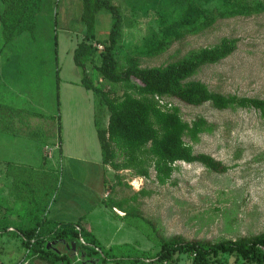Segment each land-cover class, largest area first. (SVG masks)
I'll return each mask as SVG.
<instances>
[{
    "label": "rangeland",
    "instance_id": "obj_1",
    "mask_svg": "<svg viewBox=\"0 0 264 264\" xmlns=\"http://www.w3.org/2000/svg\"><path fill=\"white\" fill-rule=\"evenodd\" d=\"M107 1L118 8L121 17L115 49L119 72L134 57L143 68L161 66L191 51L215 46L226 37L237 41L236 50L218 64L201 67L190 80L204 83L214 93L264 100V12L252 17L220 20L203 33L187 35L173 42L167 50L155 53L150 48L162 36V23L177 19L185 2ZM261 1L264 4V0ZM45 2L32 39L25 34L12 44L4 45L0 26V81L7 82L0 90V104L4 109L0 114V133L6 137H24L41 145L44 154L34 163L35 168L40 166L38 169L47 173L48 185H54L55 192L47 206L45 203V208L41 207L35 217H31L22 207L26 187L16 183L14 173L9 174L5 161L0 159L1 221L14 228L19 224L29 225L44 216L52 220L59 216L72 220L86 214V222L94 228L100 247L105 251L111 247L109 254L116 257L136 255L149 248L153 255L159 247L152 245L145 230L138 229L136 225L143 226L139 220L132 219L134 225H130L131 220L120 219L123 212L106 206L110 199L127 200L155 226L157 234L166 239L181 236L187 241L214 243L263 232L264 114L254 109L217 110L210 103L190 106L176 99H164L163 103L178 108L183 121L190 123L203 117L213 125V132L201 134L197 141L183 140L194 153L207 154L222 162L227 171L214 173L199 163H176L172 178L165 185L156 182L152 168L147 179L127 170L115 172L109 168L104 171L93 120L95 117L105 126L108 112L94 110L92 93L72 83L82 76L81 69L72 60L73 49L85 34L84 24L76 18L79 6L75 0ZM111 23L106 9L96 14L94 45H101L108 37ZM78 27L82 28L81 32ZM99 64L100 57L96 54L95 65ZM101 85L112 86L120 93L116 85L105 81ZM32 113L45 117H33ZM58 115L61 141L57 138L55 117ZM43 130L48 137L45 140L41 138ZM8 163L26 167L19 161ZM34 172L35 178L31 180L20 174L19 178L29 181L33 191L39 194L40 183L35 181H44L47 177L37 175L40 171ZM136 192H139L136 200H130ZM52 207L59 209L60 214L54 215ZM55 247L62 249L59 245ZM25 253L19 238L0 233V264H49L35 256L28 259ZM69 255L75 257L76 251ZM191 263L187 254L177 252L168 262L157 264ZM72 264L80 262L75 260ZM210 264L248 263L233 255L220 254L212 258Z\"/></svg>",
    "mask_w": 264,
    "mask_h": 264
},
{
    "label": "trees",
    "instance_id": "obj_2",
    "mask_svg": "<svg viewBox=\"0 0 264 264\" xmlns=\"http://www.w3.org/2000/svg\"><path fill=\"white\" fill-rule=\"evenodd\" d=\"M45 1L0 0V26L4 45L12 44L25 34L30 39L33 38ZM182 1L185 6L180 16L172 21H162V36L151 44V52L167 50L173 42L187 35L201 34L220 20L252 17L264 12L261 0ZM81 4L80 20L85 26V34L74 48L72 60L74 65L81 69L79 85L92 93L96 109L102 108L108 112L105 126L100 125L97 119L94 120L102 164L115 172L127 170L134 176L145 179L149 177V169L152 168L159 185H165L171 180L176 163H199L208 171L226 172L228 168L222 162L207 154L194 153L192 147L183 140L187 138L195 142L201 134L212 133L213 125L203 117H197L187 123L182 120L177 107L169 106L162 100L176 99L190 106L210 103L217 110L254 109L263 115L262 99L214 93L204 83L190 80L201 67L218 64L229 57L236 50L237 41L224 37L215 46L200 48L174 62L149 68L141 67L138 58L134 57L128 61L126 68L119 72L115 59L116 42L121 27L118 8L107 0H81ZM102 9L109 12L112 23L108 37L101 44L102 51L99 52L93 43V34L95 16ZM56 44L55 41L54 45ZM96 54L100 57L99 65H95ZM103 81L116 85L120 93L112 89V86H102ZM56 100L59 110L58 86ZM2 111L3 105L0 104V114ZM32 115L45 117L40 113ZM55 118L57 138L61 141L60 117L58 115ZM42 137L43 140L48 138L44 130ZM5 163L6 171L9 174L14 173L18 180L16 183L26 187L27 193L22 199V207L28 210L31 217H35V212L43 208L45 203L48 204L55 192V186L48 185L47 173L39 170L37 175L43 174L47 178L43 179L44 181L38 179V182L36 179L35 182L40 183L37 194L30 187L29 181L19 178V174L28 176L29 180L35 178L33 175H36L34 171L37 168L28 171L15 164ZM116 179L121 184L119 175H116ZM138 194L139 192H136L130 200L135 201ZM106 206L123 212L121 220H139L143 226H136L146 231L147 238L153 245H158V251L153 255L150 251L120 257L109 254L111 247L107 251L100 247L98 240L83 224L84 216L75 222L48 221L43 217L42 221L39 218L27 224L28 226L19 224L14 228L0 219V233L19 238L26 250V258L35 256L49 264H72L75 260H80L82 264H157L168 262L177 252L187 254L192 259L191 264H210L211 259L220 254L236 256L248 264H264V231L236 240L214 243L187 241L181 236L166 239L159 236L155 226L144 219L127 200L110 199ZM131 222L129 224L134 225ZM79 238L85 245L79 242ZM53 240L74 243L75 257L69 255L71 249L62 247L61 250L56 248L57 251L47 247ZM146 259H150L148 263L145 262Z\"/></svg>",
    "mask_w": 264,
    "mask_h": 264
},
{
    "label": "crops",
    "instance_id": "obj_3",
    "mask_svg": "<svg viewBox=\"0 0 264 264\" xmlns=\"http://www.w3.org/2000/svg\"><path fill=\"white\" fill-rule=\"evenodd\" d=\"M76 2V5L79 6L78 8V12H77V16L76 18H79L80 19V15H81V11H82V4H81V0H80V3H79V0H75ZM75 14V13H74ZM79 14V15H78ZM81 21V20H80ZM79 28V32L82 31V28L81 27H78ZM85 28V27H84ZM85 33V32H84ZM78 35V34H76ZM80 35V34H79ZM82 36V35H80ZM78 37V36H77ZM74 50V49H73ZM79 81H75V82H72L73 85H76V86H80L79 85ZM6 83L7 82H4L3 80L0 81V90L5 86L6 87ZM81 87V86H80ZM84 89V88H83ZM0 95H2V93H0ZM2 100L0 99V102ZM23 106V105H22ZM95 102H94V110H95ZM99 110H103L102 108H100ZM30 111V110H28ZM41 114V113H40ZM96 118L94 117V120ZM94 120H93V124H94ZM100 123V122H99ZM101 125V123H100ZM103 126V125H102ZM94 129H95V126H94ZM95 133H96V129H95ZM97 137V136H96ZM98 140V139H97ZM100 148V147H99ZM61 150H62V144H61ZM44 154V152H42V149H41V145L39 143H36V142H33V141H30V140H26L24 137L21 138V137H17V136H9V137H6L5 135L1 134L0 133V159L1 160H4L5 162H14V161H19V163H22V164H26V167L24 168L25 170H28V171H31V168H35V162L37 159L40 158V155ZM101 155V154H100ZM100 165L101 167H103V170L106 171V170H110L108 166H104L102 164V160L100 161ZM40 167V166H39ZM2 168V167H1ZM39 170H43V169H38L36 171H39ZM104 178V176H103ZM49 203V202H48ZM47 206V204L45 205V207ZM44 207V208H45ZM52 213H54V215H59L60 214V210L59 209H54L52 207ZM84 216V220H83V224L85 225V227L94 235V237L96 238V234L94 232V228L92 226L89 225L88 222H86V214L84 215H81L79 214L78 215V218H74L72 220H64L61 216H59V219L57 220H52L50 218H46V220L48 221H59V222H75L77 221L80 217ZM97 239V238H96ZM110 244H106V246L108 247ZM153 245V244H152ZM149 249H147V251H149ZM78 262L81 263L80 260H77ZM147 261V259L145 260Z\"/></svg>",
    "mask_w": 264,
    "mask_h": 264
},
{
    "label": "water",
    "instance_id": "obj_4",
    "mask_svg": "<svg viewBox=\"0 0 264 264\" xmlns=\"http://www.w3.org/2000/svg\"><path fill=\"white\" fill-rule=\"evenodd\" d=\"M58 245L61 248L64 247L66 249H71L72 251H75V244L74 243L67 244L65 240H53L47 244V247H52L54 250H57L55 246H58Z\"/></svg>",
    "mask_w": 264,
    "mask_h": 264
},
{
    "label": "built area",
    "instance_id": "obj_5",
    "mask_svg": "<svg viewBox=\"0 0 264 264\" xmlns=\"http://www.w3.org/2000/svg\"><path fill=\"white\" fill-rule=\"evenodd\" d=\"M95 47H96L98 50H101V49H102V46H101V45H95ZM79 240H80L81 244H84V245H85L84 241H83L81 238H79Z\"/></svg>",
    "mask_w": 264,
    "mask_h": 264
}]
</instances>
